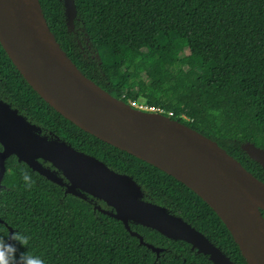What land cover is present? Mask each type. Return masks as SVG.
Listing matches in <instances>:
<instances>
[{"label": "trees", "instance_id": "16d2710c", "mask_svg": "<svg viewBox=\"0 0 264 264\" xmlns=\"http://www.w3.org/2000/svg\"><path fill=\"white\" fill-rule=\"evenodd\" d=\"M48 25L87 78L129 103L154 108L217 142L264 182V167L246 152L264 149V0H40ZM175 49L167 53V48ZM199 60L187 69L182 51ZM142 85V91L134 93ZM6 104L59 147L67 146L133 180L140 199L159 205L203 234L233 264H248L231 232L197 194L155 166L85 132L28 84L0 42V105ZM3 150L0 144V152ZM50 180L13 155L0 189V236L23 231L46 264H214L193 245L130 222L126 229L104 201L78 190L50 162ZM30 180L26 182L24 176ZM30 183V187L26 186ZM264 215V212H263ZM15 243L18 254L26 251Z\"/></svg>", "mask_w": 264, "mask_h": 264}, {"label": "water", "instance_id": "95a60500", "mask_svg": "<svg viewBox=\"0 0 264 264\" xmlns=\"http://www.w3.org/2000/svg\"><path fill=\"white\" fill-rule=\"evenodd\" d=\"M67 7L73 23L75 0H67ZM0 42L24 79L52 108L85 132L184 184L222 219L247 263L264 264V182L217 142L162 112L136 109L83 75L51 31L40 0H0ZM0 144V189L6 162L13 155L55 181L56 174L39 163L42 159L69 181L68 194L80 190L113 207L114 212H104L123 222L132 236L158 255L164 249L145 243L130 222L185 241L214 264H233L203 234L161 206L140 199L138 185L128 176L72 147H59L6 104L0 105ZM245 150L264 167V149L247 143Z\"/></svg>", "mask_w": 264, "mask_h": 264}, {"label": "clouds", "instance_id": "9594fccd", "mask_svg": "<svg viewBox=\"0 0 264 264\" xmlns=\"http://www.w3.org/2000/svg\"><path fill=\"white\" fill-rule=\"evenodd\" d=\"M24 180L28 182L30 177L25 175ZM30 187V183H26ZM14 241L19 243L26 249L24 252H19ZM30 248V236L23 231H12L0 236V264H46L42 256L34 254L28 250Z\"/></svg>", "mask_w": 264, "mask_h": 264}, {"label": "rangeland", "instance_id": "374dc122", "mask_svg": "<svg viewBox=\"0 0 264 264\" xmlns=\"http://www.w3.org/2000/svg\"><path fill=\"white\" fill-rule=\"evenodd\" d=\"M175 48L173 46H170L167 48V53H170ZM180 57L187 69L189 68H197L199 66V60L195 57H193L188 50H184L181 52ZM142 91V85H139L137 88H135L134 93H139ZM129 104L133 106L136 109H139L144 112H160L157 109L150 108L147 106L145 99L142 97L139 98L137 101H130Z\"/></svg>", "mask_w": 264, "mask_h": 264}]
</instances>
